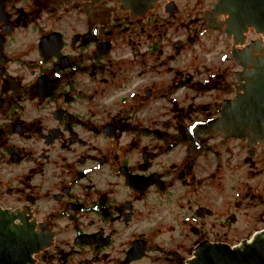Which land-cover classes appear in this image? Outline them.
<instances>
[{
	"label": "flooded vegetation",
	"instance_id": "obj_1",
	"mask_svg": "<svg viewBox=\"0 0 264 264\" xmlns=\"http://www.w3.org/2000/svg\"><path fill=\"white\" fill-rule=\"evenodd\" d=\"M178 2L0 0V226L34 264H188L264 230V31L189 0L169 44Z\"/></svg>",
	"mask_w": 264,
	"mask_h": 264
},
{
	"label": "water",
	"instance_id": "obj_2",
	"mask_svg": "<svg viewBox=\"0 0 264 264\" xmlns=\"http://www.w3.org/2000/svg\"><path fill=\"white\" fill-rule=\"evenodd\" d=\"M262 5L264 6V0H244V8L237 6L246 17L247 26L254 27L259 32L264 31V21H260V6ZM249 6L253 8L251 12L246 9ZM170 11L174 14L175 7L172 6ZM252 63L257 64L255 61ZM243 102L244 98L240 97L238 105ZM256 103L259 105L261 102ZM262 117L264 122V114ZM243 121L238 118V126ZM254 124H258L256 119ZM42 248L43 246L32 230L23 228L17 231H6L0 226V264H34L33 256L39 253ZM188 264H264V230L256 233L252 241L239 247L202 246L198 249L196 258Z\"/></svg>",
	"mask_w": 264,
	"mask_h": 264
},
{
	"label": "rangeland",
	"instance_id": "obj_3",
	"mask_svg": "<svg viewBox=\"0 0 264 264\" xmlns=\"http://www.w3.org/2000/svg\"><path fill=\"white\" fill-rule=\"evenodd\" d=\"M178 10L180 7V13L178 14L177 19H173V22L168 25V43L172 44L175 43V41L183 38L186 36V29L182 28V22H184V19L187 17L189 19V13L186 11V5L189 0H178ZM177 15V11L175 13ZM187 19V21H188ZM186 21V20H185ZM180 27V28H179Z\"/></svg>",
	"mask_w": 264,
	"mask_h": 264
}]
</instances>
